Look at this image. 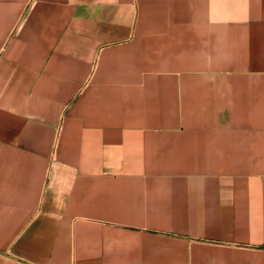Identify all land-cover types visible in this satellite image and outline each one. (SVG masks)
<instances>
[{
    "label": "crops",
    "instance_id": "1",
    "mask_svg": "<svg viewBox=\"0 0 264 264\" xmlns=\"http://www.w3.org/2000/svg\"><path fill=\"white\" fill-rule=\"evenodd\" d=\"M0 264H264V0H0Z\"/></svg>",
    "mask_w": 264,
    "mask_h": 264
}]
</instances>
